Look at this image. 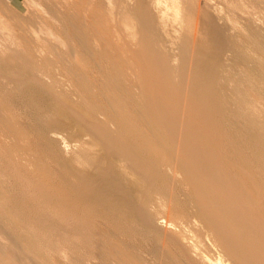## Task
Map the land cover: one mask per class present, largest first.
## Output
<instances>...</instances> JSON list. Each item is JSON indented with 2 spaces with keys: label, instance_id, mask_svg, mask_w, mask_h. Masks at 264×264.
<instances>
[{
  "label": "bare ground",
  "instance_id": "obj_1",
  "mask_svg": "<svg viewBox=\"0 0 264 264\" xmlns=\"http://www.w3.org/2000/svg\"><path fill=\"white\" fill-rule=\"evenodd\" d=\"M51 1L2 16L0 264H264V0Z\"/></svg>",
  "mask_w": 264,
  "mask_h": 264
},
{
  "label": "rangeland",
  "instance_id": "obj_2",
  "mask_svg": "<svg viewBox=\"0 0 264 264\" xmlns=\"http://www.w3.org/2000/svg\"><path fill=\"white\" fill-rule=\"evenodd\" d=\"M36 1V2H35ZM39 1V2H38ZM246 1V0H245ZM33 4H37V6L36 5H33ZM51 3H52V1L51 0H0V18L2 19L3 17V19H5L4 21L6 22V23H8V25H9V27L11 28V30L13 31V32H17L18 31V29L20 30L21 28V26H22V24L20 23V20L22 19V17H23V19H22V21L25 23L27 20H29L30 18L31 19H33V17L36 19V17H37V13H39V14H41L42 15V11L43 10H46L47 9V6H49V5H51ZM242 3V2H241ZM39 5V6H38ZM42 5V6H41ZM46 6V9H45V7L44 6ZM36 7H38V8H36ZM42 9V8H44V9H42V11L41 12H39V9ZM36 9V10H35ZM12 10V11H11ZM47 11V10H46ZM2 12H3V14H2ZM37 12V13H36ZM8 13V14H7ZM31 14V15H30ZM12 15V16H11ZM28 15V16H27ZM3 16V17H2ZM18 18H17V17ZM39 16V15H38ZM21 17V18H20ZM28 17L29 19H26V18ZM1 19H0V23H1V26H0V28L4 25V26H6L5 24V22L3 23V19H2V21H1ZM13 19H15L16 21H17V19H18V21L15 23L16 25H14V20ZM26 21H25V20ZM34 19V20H35ZM12 20V21H11ZM14 21V22H13ZM32 21V20H31ZM28 22V21H27ZM30 22V21H29ZM35 22V21H34ZM13 23V24H12ZM17 24H21V26L19 27ZM6 27H8V26H6ZM8 27V28H9ZM15 27V29H17V30H15V29H13ZM9 28V29H10ZM2 30L0 29V32H1ZM7 34H3V32H1L0 33V49H2V50H9L11 47H10V45H9V43H7V41L5 40V36H6ZM5 38H4V37ZM6 43V44H5ZM230 54H228L227 55V57H226V60L227 61H229L230 62ZM228 57H229V59H228ZM215 254H211V257L213 256V258L215 257L214 256ZM142 257H143V259H144V261H146L148 264L150 263V264H153L152 262H151V258H150V256H149V253L147 254V252H145L144 253V255H142Z\"/></svg>",
  "mask_w": 264,
  "mask_h": 264
}]
</instances>
